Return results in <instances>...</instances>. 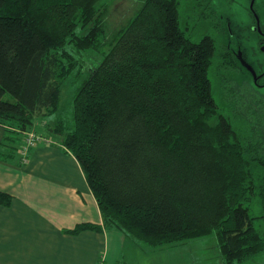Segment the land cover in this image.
Returning a JSON list of instances; mask_svg holds the SVG:
<instances>
[{"label":"trees","instance_id":"trees-1","mask_svg":"<svg viewBox=\"0 0 264 264\" xmlns=\"http://www.w3.org/2000/svg\"><path fill=\"white\" fill-rule=\"evenodd\" d=\"M105 1L0 0L1 156L14 157L21 133L55 115L49 132L79 161L106 228L154 249L212 238L220 264L257 261L264 255L263 95L250 87L256 99L246 129L221 113L210 79L220 43L209 34L191 40L180 0H146L85 75L68 44L77 54L100 48ZM240 54L224 46L220 68L234 58L248 72ZM252 66L260 72L264 63ZM81 76L70 129L58 123L63 85ZM11 200L0 190V204ZM101 229L82 223L69 231Z\"/></svg>","mask_w":264,"mask_h":264},{"label":"crops","instance_id":"crops-1","mask_svg":"<svg viewBox=\"0 0 264 264\" xmlns=\"http://www.w3.org/2000/svg\"><path fill=\"white\" fill-rule=\"evenodd\" d=\"M25 133L40 140L24 162ZM5 135L0 124V190L12 195L10 205L0 204V264H126L125 244L132 237L105 227L86 175L62 137L39 120L21 133L16 155L7 159L1 156ZM82 223L102 229L69 231Z\"/></svg>","mask_w":264,"mask_h":264},{"label":"rangeland","instance_id":"rangeland-1","mask_svg":"<svg viewBox=\"0 0 264 264\" xmlns=\"http://www.w3.org/2000/svg\"><path fill=\"white\" fill-rule=\"evenodd\" d=\"M145 1L146 0H107L105 3L101 2L100 10H104L105 13L104 16H102L100 27L105 34L104 37L101 38V45L98 44L100 48H86L77 54V52L73 50L74 47L68 44L69 50L73 52L76 57L84 60L85 75L90 69L100 64L104 55L109 51L110 46L118 38L121 30L136 16ZM208 2L211 3L216 12L211 18H205V14L208 12V5L206 6ZM251 2L252 0H180L179 7L182 23L186 27L191 28L187 30L189 32L188 36L192 41L198 42L204 35L209 34L214 36L220 43V48L218 47V56L215 58L212 69L210 70L213 94L220 107L221 113L224 114L228 120L233 122L234 126L238 129L247 128L248 118L246 116V110L250 105H253L252 102L256 99L250 90L253 83L250 73L247 72L240 62L237 60L234 61V58L231 66L228 68H220L223 60L220 54L223 52V47L226 46L231 49L235 55H237L238 50L242 51L246 61L253 65L258 61L264 63V53L259 50V42L263 41L261 43L264 45V40H260V34L255 31L257 24L254 19L253 11L251 10ZM254 8L261 14V18L259 15L258 16L262 25H264V0H255ZM92 25L93 24L82 28L81 31L79 29L76 38H84V35L87 34ZM63 55V51L58 53V56ZM227 64H229V62H224V66ZM82 78L83 76L79 78L81 80L68 79L63 85L64 88L58 113L61 119L58 123L60 121L63 125L66 123V126L70 129L74 126L73 98L76 88L80 86L84 79ZM261 93L264 94V87L260 88V93L257 94L259 98ZM255 105L259 104L256 103ZM54 116L55 115H48L47 117L41 116L35 122L39 123L40 120V123L44 125L48 123L49 126L52 127ZM64 121L65 123H63ZM41 130H47V128H41ZM131 239L133 242L135 241L133 237ZM131 239L128 238L125 244L124 256L126 264L221 263L217 258V250H212V238L183 241L180 244L177 243L176 245L159 249L145 248L142 246L141 248H143V250L140 247H134L130 241ZM249 264H264V255L257 261Z\"/></svg>","mask_w":264,"mask_h":264},{"label":"flooded vegetation","instance_id":"flooded-vegetation-1","mask_svg":"<svg viewBox=\"0 0 264 264\" xmlns=\"http://www.w3.org/2000/svg\"><path fill=\"white\" fill-rule=\"evenodd\" d=\"M256 12V11H255ZM254 14V13H253ZM257 14V13H256ZM254 17H255V15H254ZM256 19V18H255ZM260 27H261V23H260ZM256 29H257V27H256ZM261 29H262V27H261ZM258 30V29H257ZM258 32H259V30H258ZM261 35L264 37V31H262L261 30ZM260 35V37H262ZM262 42V41H261ZM260 48H261V51L264 53V45H262V43L260 44ZM238 52L239 53H241L240 55H241V62H242V64L244 65V66H246V68L248 69V73H250V75H251V79H252V83L253 84H255L254 86H255V88L256 89H258L259 91H260V88H263L264 87V68L262 69L263 71H260V72H257L255 69H254V67L252 66V64L250 63V62H248V61H246V59L244 58V55H243V53H242V51H239L238 50ZM248 66H250L251 68H253V70L255 71V73H256V75H254L250 70H249V68H248ZM261 95H263V97H264V94H262L261 93Z\"/></svg>","mask_w":264,"mask_h":264},{"label":"built area","instance_id":"built-area-1","mask_svg":"<svg viewBox=\"0 0 264 264\" xmlns=\"http://www.w3.org/2000/svg\"><path fill=\"white\" fill-rule=\"evenodd\" d=\"M25 134L27 135V137L25 139V142H24V145L21 151V153L24 156L23 157L24 161H26L25 155H27L29 149L33 147L40 140V137H38L35 133H25Z\"/></svg>","mask_w":264,"mask_h":264},{"label":"water","instance_id":"water-1","mask_svg":"<svg viewBox=\"0 0 264 264\" xmlns=\"http://www.w3.org/2000/svg\"><path fill=\"white\" fill-rule=\"evenodd\" d=\"M254 2L255 0H252L251 2V10L253 11L256 21H257V29L259 30V32L261 33V27H260V18L258 17V15L256 14L255 10H254ZM249 70L256 75L255 71L253 70V68H251L250 66H248Z\"/></svg>","mask_w":264,"mask_h":264}]
</instances>
